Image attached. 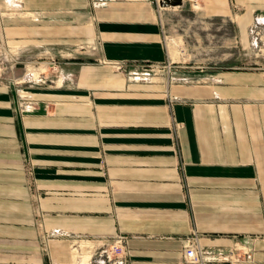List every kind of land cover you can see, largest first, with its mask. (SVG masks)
<instances>
[{"label": "crops", "instance_id": "0c3cea01", "mask_svg": "<svg viewBox=\"0 0 264 264\" xmlns=\"http://www.w3.org/2000/svg\"><path fill=\"white\" fill-rule=\"evenodd\" d=\"M196 1L263 46L264 0ZM159 12L0 0V47L47 65L0 74V264L87 262L118 235L130 264H182L194 235L221 260L238 248L264 264V69L178 65Z\"/></svg>", "mask_w": 264, "mask_h": 264}, {"label": "rangeland", "instance_id": "374dc122", "mask_svg": "<svg viewBox=\"0 0 264 264\" xmlns=\"http://www.w3.org/2000/svg\"><path fill=\"white\" fill-rule=\"evenodd\" d=\"M155 4L160 10L159 16L164 23L166 43L172 59L178 61V65L208 70L214 63L236 59L237 65L241 67L264 69V44L247 48L246 43L240 42L237 33H233V26L229 21L224 23L221 20L203 18L202 7L196 0H192L190 6L166 3L162 4L164 8H160V1L157 0ZM24 53L26 51L19 47H10L4 42L0 47V74L18 71V66L22 63L28 65V70L36 71L37 75L47 70L43 59L37 62ZM17 59L19 62L16 64ZM52 63L55 66L58 61L53 59Z\"/></svg>", "mask_w": 264, "mask_h": 264}, {"label": "built area", "instance_id": "2783aa9c", "mask_svg": "<svg viewBox=\"0 0 264 264\" xmlns=\"http://www.w3.org/2000/svg\"><path fill=\"white\" fill-rule=\"evenodd\" d=\"M264 23V18L261 19ZM257 41H255V44ZM19 59L15 61L17 64ZM125 63H114L113 68L117 71L125 70ZM143 74H155L157 71L167 68L170 71L171 66L168 63V67L159 65H143ZM61 234L59 231L46 234V237ZM127 236L118 235L115 241L112 243H105L92 253L87 262L79 261L78 264H130V259L128 257V251L126 248ZM236 247V246H235ZM238 248H232L229 252V260H221L215 257L211 253H208L203 247L199 245L198 238L194 235L193 239L188 241L183 251L182 264H250V256L248 253L246 255H241L236 252Z\"/></svg>", "mask_w": 264, "mask_h": 264}, {"label": "water", "instance_id": "95a60500", "mask_svg": "<svg viewBox=\"0 0 264 264\" xmlns=\"http://www.w3.org/2000/svg\"><path fill=\"white\" fill-rule=\"evenodd\" d=\"M163 5L168 3V4H171V5H180L183 3V0H163L161 2ZM21 66H25L23 63Z\"/></svg>", "mask_w": 264, "mask_h": 264}, {"label": "bare ground", "instance_id": "6f19581e", "mask_svg": "<svg viewBox=\"0 0 264 264\" xmlns=\"http://www.w3.org/2000/svg\"><path fill=\"white\" fill-rule=\"evenodd\" d=\"M29 69V68H28ZM36 72V71H35ZM36 73H34V75H35ZM40 74V73H39Z\"/></svg>", "mask_w": 264, "mask_h": 264}]
</instances>
